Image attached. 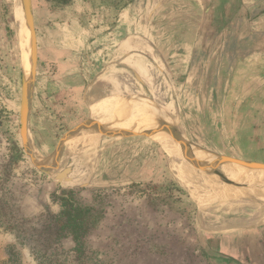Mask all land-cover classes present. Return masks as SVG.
<instances>
[{
    "label": "rangeland",
    "instance_id": "1",
    "mask_svg": "<svg viewBox=\"0 0 264 264\" xmlns=\"http://www.w3.org/2000/svg\"><path fill=\"white\" fill-rule=\"evenodd\" d=\"M51 2L34 0L38 46L43 44ZM167 2L159 24L164 44L201 45L206 54L203 70L194 65L189 71L192 83L204 75L203 87L188 89L193 101L184 102L175 116L166 111L168 123L159 129L166 133L152 139L114 133L105 137L102 115L116 96L143 97L98 92L83 106L85 91L61 100L49 90L42 94L45 80L50 83L54 77L48 54L39 50L26 150L20 110L23 74L30 68L32 53L30 32L21 0H0V229L15 233L19 245L30 246L39 264H217L207 252L220 250L209 231L211 215L240 216L244 226L264 220V205L213 199L214 190L205 194L211 202L202 206V197L187 185L167 138L170 131L180 145L193 147L202 159L198 161L221 184L241 182L246 186H235H244V191L264 189V167L249 166L264 165V67L245 63L244 58L233 62L228 50L236 46L238 51L244 40L234 42L226 31L213 39L207 28L215 32V23L202 11L197 14L193 0ZM106 3L110 1H102ZM98 96L95 121L90 105ZM152 97L149 101L163 109ZM199 99L206 102L203 109ZM85 120L83 130L60 144ZM92 133H102L103 141L89 149ZM70 196L100 214L81 251L60 230L62 199ZM0 264H21L18 247L5 239H0Z\"/></svg>",
    "mask_w": 264,
    "mask_h": 264
},
{
    "label": "crops",
    "instance_id": "2",
    "mask_svg": "<svg viewBox=\"0 0 264 264\" xmlns=\"http://www.w3.org/2000/svg\"><path fill=\"white\" fill-rule=\"evenodd\" d=\"M102 1L71 0L47 15L39 50L48 54L54 80L50 83L45 80L42 94L49 90L47 92L61 100L65 95L70 98L85 91L80 99L83 106L98 92L134 94L147 100L152 95L163 110L175 116L174 112L184 108V102L193 101L189 99L192 93L188 89L203 87L204 75L199 78L200 82L189 80L190 67L195 65V69L203 70L206 54L203 46L164 44V29L159 24L166 14L168 0H133L121 10L102 4ZM193 1L197 14L202 11L208 22L216 24L215 17L219 15L214 9L205 13L211 1ZM241 2L228 25L223 27L224 21L220 19L213 28L215 32L209 27L207 31L212 32L213 39H220L223 36L220 34L226 31L228 39L244 40V46L238 51L236 46L228 50L233 62H242L244 58L245 63L264 67V0ZM261 78L264 79L263 75ZM197 102L203 109L206 102L203 99ZM92 104L90 109L94 113ZM235 218L211 215L209 231L220 246L216 252L227 257L215 258L217 264H264V221L244 226L240 216L236 218L239 221Z\"/></svg>",
    "mask_w": 264,
    "mask_h": 264
},
{
    "label": "bare ground",
    "instance_id": "3",
    "mask_svg": "<svg viewBox=\"0 0 264 264\" xmlns=\"http://www.w3.org/2000/svg\"><path fill=\"white\" fill-rule=\"evenodd\" d=\"M32 88H33V77L31 76L29 78L27 85V94L31 93ZM92 106L94 108V114H95L94 120L97 121V116H98L97 114L99 113V109L96 107L95 103L92 104ZM162 111L165 112V116L163 115ZM102 118L104 122L103 135L105 134L104 136L106 137L108 134L114 133L122 138L131 137V136H143L145 135V131L147 130H155L154 136L161 135L163 133H166L163 130H159L161 124L164 122L168 123L169 120L166 111L158 107L156 108L154 104L151 103L149 100L145 98L142 99L137 97L131 99L124 95L116 96V98L110 104V107L108 106L107 110H105V112L103 113ZM92 126H99V125H97V123H92ZM167 138L169 141L170 150L173 153V155L175 154L176 162L178 163V166L182 174L185 175V181L187 185L194 190H198V193L202 197V206L205 207L207 204L211 202V200L207 198L205 194H207L208 192H212V190H214L213 192L216 191V195L213 199L226 198L232 201L233 199L235 201L248 200L255 204L264 205V189H251L250 187L249 188L245 187L248 191L246 190L244 191L243 189H241L244 186L243 187L235 186L236 184L245 185L241 182H236V184L233 183L232 185L221 184L216 176L209 173L210 169L202 165L198 161V159L199 160L202 159L195 152L193 147L191 148L189 145L188 146L180 145L177 141H175L171 137L169 133L167 134ZM102 141H103L102 133L101 134L92 133L89 149L97 147L98 145L101 144ZM201 170L203 171L201 172ZM83 178H85V175ZM193 181L197 185H195ZM263 221H264L263 219H256L254 223L260 224Z\"/></svg>",
    "mask_w": 264,
    "mask_h": 264
},
{
    "label": "water",
    "instance_id": "4",
    "mask_svg": "<svg viewBox=\"0 0 264 264\" xmlns=\"http://www.w3.org/2000/svg\"><path fill=\"white\" fill-rule=\"evenodd\" d=\"M209 6L206 8V14L210 11V9H214L216 15L215 17L217 20L222 19L223 27L229 24L231 18L237 14L239 11L242 0H210ZM22 8L24 11L25 19L28 25V29L30 32V39H31V59H30V68L29 70H25L23 74V87H22V100H21V110H20V120H21V136L23 140V144L26 150H28V144L31 139L29 134L28 128L26 125L28 123V116H29V108H30V94H27V85L29 81V77H33V85L35 80V75L37 71L38 65V53H39V46H38V35H37V28H36V19H35V9H34V0H21ZM215 16V15H214ZM216 20V26L218 25V21ZM89 116L91 117V112H89ZM89 118V117H88ZM87 120L78 124L73 130H71L68 134H66L62 139L60 144L66 143L71 137L76 135L78 132L83 130L86 126ZM155 134L154 130H147L145 131V135L152 139V136ZM169 134L172 136V133L169 131ZM175 140V139H174ZM176 141V140H175ZM159 148L162 147L156 143ZM186 146V145H183ZM227 159V158H226ZM252 168H262L264 165L260 164H250ZM207 252L211 257L214 258H222L226 259L227 257L221 253H218L211 248H207Z\"/></svg>",
    "mask_w": 264,
    "mask_h": 264
},
{
    "label": "trees",
    "instance_id": "5",
    "mask_svg": "<svg viewBox=\"0 0 264 264\" xmlns=\"http://www.w3.org/2000/svg\"><path fill=\"white\" fill-rule=\"evenodd\" d=\"M108 6L117 10L127 7L133 0H106ZM71 0H52L50 10H57L68 5ZM63 210L60 215L61 232L71 238L75 249L81 251L85 245L86 236L96 228L100 222V214L94 208L78 204L74 196L62 199Z\"/></svg>",
    "mask_w": 264,
    "mask_h": 264
},
{
    "label": "clouds",
    "instance_id": "6",
    "mask_svg": "<svg viewBox=\"0 0 264 264\" xmlns=\"http://www.w3.org/2000/svg\"><path fill=\"white\" fill-rule=\"evenodd\" d=\"M0 239H5L7 244L18 247V251L21 254V264H39L30 246L18 244L15 233L4 232L0 229Z\"/></svg>",
    "mask_w": 264,
    "mask_h": 264
}]
</instances>
